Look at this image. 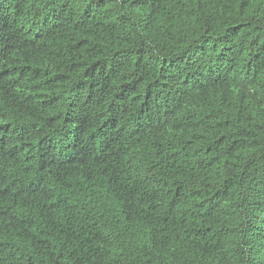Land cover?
<instances>
[{
    "label": "trees",
    "instance_id": "trees-1",
    "mask_svg": "<svg viewBox=\"0 0 264 264\" xmlns=\"http://www.w3.org/2000/svg\"><path fill=\"white\" fill-rule=\"evenodd\" d=\"M0 264H264V0H0Z\"/></svg>",
    "mask_w": 264,
    "mask_h": 264
}]
</instances>
